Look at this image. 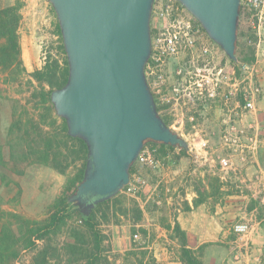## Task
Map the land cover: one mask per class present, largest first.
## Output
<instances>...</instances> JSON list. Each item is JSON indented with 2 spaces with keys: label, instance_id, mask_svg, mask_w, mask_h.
<instances>
[{
  "label": "water",
  "instance_id": "95a60500",
  "mask_svg": "<svg viewBox=\"0 0 264 264\" xmlns=\"http://www.w3.org/2000/svg\"><path fill=\"white\" fill-rule=\"evenodd\" d=\"M68 63L51 91L57 116L89 143L77 195L111 197L128 182L145 139L187 148L155 111L144 69L151 50L153 0H48ZM229 59L235 58L240 0H178Z\"/></svg>",
  "mask_w": 264,
  "mask_h": 264
},
{
  "label": "trees",
  "instance_id": "16d2710c",
  "mask_svg": "<svg viewBox=\"0 0 264 264\" xmlns=\"http://www.w3.org/2000/svg\"><path fill=\"white\" fill-rule=\"evenodd\" d=\"M21 7V0L0 7V72H9V78L4 79L6 82L27 76L31 89L23 105L33 103L36 113L24 118L22 114L16 116V111H12L6 139L8 158H3L0 147V163L6 164L16 175H23L26 165L41 164L65 176V181L48 206L44 218L21 219L16 227L9 224L0 227V264H20L18 259L21 260L22 253L28 254L27 264H162L147 245L136 247L133 244L122 254L115 252L110 232L104 228L127 220L131 223L132 235L139 231L144 237L148 236V230L141 224L143 210L135 199L121 191L111 197H97L89 193L77 195V185L88 169L89 143L84 136L71 135L64 118L60 117L57 122L50 100L51 91L63 87L68 80L66 55L59 60L48 54L40 68L30 72L26 70L19 41ZM236 23L235 58L229 62L231 65L251 63L254 50L239 38L238 17ZM56 26L61 35L58 22ZM154 31L155 28H151V35ZM60 48L64 52L62 44ZM224 63L225 58L221 61L222 65ZM154 108L162 121L168 124L159 107ZM162 108L164 110L166 107ZM147 142L157 144L159 152L163 154H166V147L179 148L176 158L186 154V148L180 145L150 139H145L143 143ZM194 190L196 197L192 199V204L186 199L182 200V210L196 207L207 195V190L199 181L194 183ZM11 216L18 218L15 214ZM162 226L169 237L178 241L181 264H203L202 245L197 249L188 247L186 233L175 219L173 224Z\"/></svg>",
  "mask_w": 264,
  "mask_h": 264
},
{
  "label": "rangeland",
  "instance_id": "374dc122",
  "mask_svg": "<svg viewBox=\"0 0 264 264\" xmlns=\"http://www.w3.org/2000/svg\"><path fill=\"white\" fill-rule=\"evenodd\" d=\"M39 3L40 12H25L19 27V41L21 46L22 61L23 58L27 61L30 54L34 57L32 59L34 60L32 61V65H28L30 70L37 68V63L38 66H42L43 61L40 60L41 52H45V56L49 54L51 58H57L59 60H61L65 55V51L63 52V49L60 48L62 38L57 30L56 25L58 21L55 12L52 9V5L48 0H40ZM155 25L157 24L150 20V35L152 33L151 28H154ZM223 58H225L226 65L230 66V59L225 54L223 55ZM177 61H179L180 65L184 67L187 66L188 69H190V67H188L189 64L192 66V63L188 62L189 60H187V58L180 56L178 60L173 59L169 61L167 67L170 72L175 69ZM193 65H195L196 68L203 67L201 60L197 61L194 59ZM212 65L213 63L209 66ZM232 65L236 66L237 64L235 63ZM209 66L207 68H209ZM227 68L225 67L224 70ZM144 74L155 102L152 86L154 78L146 76L145 69ZM208 75L211 76V73H208ZM8 76V71L0 72V147L2 152H4L3 158L5 160L8 158V146L6 144V139L8 137V129L12 120V111H16V116L22 114L24 118L33 116L36 113L33 103L23 105L25 104V99L28 97L29 90L31 89V85L27 82V76L22 75L17 81L6 82L4 79ZM170 80L171 78L167 79V82H165L166 86H169ZM183 101H185L186 104L180 102L181 107L175 111L176 115L169 114L166 111L161 112V115L166 117L168 123L166 125L169 126L171 130L177 132L180 137L185 140L188 152H190L189 143H191L192 146L195 144V147L192 148V152H196L197 150L199 151L201 147L208 146V142L203 143L198 139V134L205 133L207 130L204 127V118H209L210 116L221 117V112L219 113L218 110H215V104L210 100H207L205 110L195 98H190L188 101L185 96ZM190 115L197 116L199 123L203 121L202 125H196L193 129L190 128L188 125L190 122L188 120V116ZM54 116H57L56 113ZM59 118L60 117L57 116V122L59 121ZM174 120H177V122L173 123ZM190 130L191 132H197V136H194L196 139L192 140L189 137H187L188 139L184 138ZM252 130L254 129H251V131ZM249 143L250 142L248 140L242 139L240 144L242 146L245 144L248 145ZM209 145L214 148L216 145H219V141H210ZM259 146L260 143L258 141L254 151L257 150ZM240 148L241 147H239V149ZM246 150L251 149L244 148V151ZM165 151L166 154L159 152V158L163 168L167 166L169 159H173L172 157H175V155L179 153V148L175 147L174 149H169L166 147ZM195 162L196 168L200 169L201 167L199 162ZM143 174L147 178V185L139 194L135 196H127L135 199L139 204L143 205L145 214L141 223L145 224V228L148 230L149 235L144 237L141 232L137 231L138 237L134 238L130 230V247L133 244H135L136 247L140 245H147L149 250H151L154 254L153 247H150L153 243L157 247V253L163 252V255H159V257L164 256V260L176 262L175 257L178 256L179 258L178 241L175 238L169 237L168 233H166V235H161L159 228L155 229L157 224L163 227V224L168 223L169 217L167 199L170 197V194L169 191L165 190L168 186V183L165 181L166 177L162 179V171L160 174H154L148 169H143ZM64 177L65 176L60 177V175H57L51 168L41 164L26 165L24 174L16 175L10 171L6 164L0 163V227L3 224H9L12 227H16L18 225V221L21 219L39 220L44 218L47 214L48 206L56 195L55 188H57L59 184V178L64 179ZM156 191H159L158 193H160V204L155 202L157 198L155 195ZM261 199L262 198L260 197L247 196L246 199L242 200L243 203L247 202L245 207L242 203L240 209L244 212L243 209L245 208V211L247 212L246 216L239 220H237L238 218H235L231 223L227 222L224 228H231V231L228 233L229 235H227V237H218L213 241L204 243L202 245V250L205 247L212 245L213 247L218 248L217 250L221 249L222 251H227V254L239 253L241 259H243L241 260L242 263L264 264V236L259 237L260 241L253 240V236L257 231L264 234V198L263 200ZM249 207H251V211H249ZM11 214L18 215L19 219L11 216ZM258 216L263 218L260 222L258 221ZM125 223L128 224L130 222L122 220V224ZM236 223H245L248 226L247 231L245 233H239V235L235 234L237 232L232 231V225H235ZM104 228L109 229L108 232H110L112 240V232L110 228L107 226ZM119 233L123 234V232ZM112 244L114 243L112 242ZM260 247L261 250L256 251L257 248ZM114 251L122 254L125 250L119 252L114 249ZM245 257H247L246 261H244ZM20 259L21 260L18 259L20 264H27L28 254L22 253ZM11 264L16 263L12 262Z\"/></svg>",
  "mask_w": 264,
  "mask_h": 264
},
{
  "label": "built area",
  "instance_id": "2783aa9c",
  "mask_svg": "<svg viewBox=\"0 0 264 264\" xmlns=\"http://www.w3.org/2000/svg\"><path fill=\"white\" fill-rule=\"evenodd\" d=\"M238 18L239 38L253 48L254 60L236 66H227L226 62L222 65L224 52L221 47L178 0H153L150 20L157 25L154 26L145 73L154 78L155 106H165L163 111L176 115L180 102L186 104L183 101L185 96L188 101L190 98L198 100L204 110L210 100L221 112V139L241 147V151L246 148L252 152L258 142L257 134L251 131L253 127L240 126L239 122L254 114L257 102L264 100V0H240ZM180 56L187 58L192 66L189 64L188 69L177 61L175 69L170 72L169 61L178 60ZM44 59L45 52H41L40 60ZM194 59L201 60L203 67L196 68ZM211 63L213 65L209 66ZM225 67L228 68L224 70ZM169 78V86H166ZM192 116H188L189 121ZM242 139L250 143L241 146ZM143 169L161 173L163 167L157 144L143 143L130 167L128 182L120 191L130 196L139 194L148 183ZM247 228L245 223L233 226L238 233H245ZM133 237L137 238L138 234Z\"/></svg>",
  "mask_w": 264,
  "mask_h": 264
},
{
  "label": "crops",
  "instance_id": "0c3cea01",
  "mask_svg": "<svg viewBox=\"0 0 264 264\" xmlns=\"http://www.w3.org/2000/svg\"><path fill=\"white\" fill-rule=\"evenodd\" d=\"M39 2L40 0H22V7L20 8L21 16L23 17L25 12H40ZM13 3L14 0H0V7ZM33 58L31 54L27 61L23 58V64L28 72L32 71L29 69V66L32 65ZM36 67L40 68L38 63ZM215 110H218L220 113L218 105H215ZM159 111L162 112L163 108L159 107ZM204 119V127L207 130L205 133L198 134V139L203 143L208 142V146L201 147L199 151L192 152L195 144L192 146L189 143L190 152L186 149L184 156L169 159L167 166L162 169L161 174L163 176L162 179L166 177L165 181L168 183V186L165 190L169 191L170 194V197L167 199L168 223L173 224L174 219L178 222L181 229L186 233L188 247L192 249H197L204 243L213 241L218 237H227L231 231V228H224L227 222L231 223L235 218L239 220L247 214L245 208L243 209L244 212L240 210L243 203L242 200L246 199L247 196L260 197L262 198L261 200L264 198V100L257 102L256 112L254 114L244 117L239 122V124L241 123L240 126L250 125L254 129L252 132L257 134L260 146L252 152L248 150L244 151L243 149L242 153L234 144L225 143L221 139L223 128L221 117L210 116ZM202 122L194 124L189 122L188 125L193 129L196 125H202ZM186 135L184 138L188 139L187 137H189L193 140L196 139L194 136H197V132H191L190 130ZM213 140L219 141V145H216L214 148L209 145V142ZM2 154L4 156V152ZM195 161L199 162L200 169L196 168ZM55 173L63 177V175L57 172ZM59 179V184L55 188L56 195L60 192L65 177L64 179ZM196 181H199L207 190V195H205L204 200L196 207L184 211L181 209V201L186 199L190 205L192 204V199L196 197V191L194 190V183ZM212 190H215L214 193H212ZM158 192H155L157 196L155 202L160 204L161 199L159 198L160 193ZM246 205L247 202H244L243 206L245 207ZM140 207L143 210V214H145L142 204H140ZM251 210L249 209V211ZM263 218L257 220L260 222ZM141 224L145 227V224ZM107 227L112 232L114 249L119 252L129 249L131 223L111 224ZM158 228L161 231V235L168 233L159 224L156 225L155 229ZM108 230L106 229V231ZM232 231H234L233 228ZM119 232H123V234ZM235 234L239 235L238 232ZM262 236L264 234L257 231L253 236V240L260 241L259 237ZM150 247H153L154 256L162 264H181L178 256L175 257L176 262H170L164 260V256L159 257V255H163V252L157 253L155 244L152 243ZM217 249L210 245L202 250L201 259L203 264H247L242 263L241 260L243 259H241L239 253L227 254V251ZM258 250L260 251L261 247L257 248L256 251ZM246 258H244V261H246Z\"/></svg>",
  "mask_w": 264,
  "mask_h": 264
},
{
  "label": "flooded vegetation",
  "instance_id": "af4514ba",
  "mask_svg": "<svg viewBox=\"0 0 264 264\" xmlns=\"http://www.w3.org/2000/svg\"><path fill=\"white\" fill-rule=\"evenodd\" d=\"M192 120H190V123L194 124L198 122V117L197 116H192Z\"/></svg>",
  "mask_w": 264,
  "mask_h": 264
}]
</instances>
